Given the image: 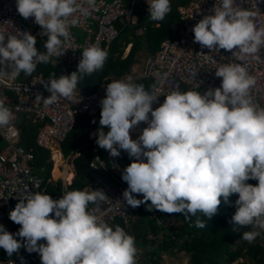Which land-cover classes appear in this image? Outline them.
Returning a JSON list of instances; mask_svg holds the SVG:
<instances>
[{
  "label": "clouds",
  "instance_id": "obj_1",
  "mask_svg": "<svg viewBox=\"0 0 264 264\" xmlns=\"http://www.w3.org/2000/svg\"><path fill=\"white\" fill-rule=\"evenodd\" d=\"M146 3L152 21H163L171 11V0ZM85 4L94 8L97 0H15L17 13L33 18L42 30L39 35L47 37L46 52L36 48V37L29 32L17 30L19 37L0 32V78L31 76L38 63L63 55L69 29L77 24L75 14L88 12ZM212 11L192 28L194 42L210 52L230 51L237 60L260 61L264 28L256 27V13L240 8L236 0H220ZM107 58L105 49L85 48L75 71L59 77L53 73L44 84L50 96L43 102L71 99L79 82L102 70ZM6 63L11 69L7 75L2 67ZM215 76L221 78L219 87L203 93L173 90L155 109L152 105L161 96L155 85L148 91L132 76L108 82L95 143L111 157L123 150L132 161L121 173L128 206L145 204L149 211L178 213L186 221L202 213L208 220L217 213L221 198L229 203L235 194V212L228 222L233 231L250 226L253 230L242 232L241 238L252 243L264 234V107L252 101L250 89L256 80L239 62L221 63ZM14 118L0 101V127ZM141 123L147 126L132 139L130 131ZM250 180L258 183L253 186ZM107 199L100 189L68 191L59 199L39 192L20 199L9 213L20 228L10 233L0 224V249L9 257L21 248L37 253L41 264H137L135 238L96 215ZM90 204L96 205L91 211ZM207 220L197 218L195 227L205 228ZM41 240L44 243H38Z\"/></svg>",
  "mask_w": 264,
  "mask_h": 264
},
{
  "label": "built area",
  "instance_id": "obj_2",
  "mask_svg": "<svg viewBox=\"0 0 264 264\" xmlns=\"http://www.w3.org/2000/svg\"><path fill=\"white\" fill-rule=\"evenodd\" d=\"M136 2L137 0H131L129 7L125 5L124 0H97L94 8H89L85 4L88 12L75 14L77 24L69 29V37L63 45L65 53L57 58L53 56L49 60L57 68V74L54 76L68 75L76 70L81 53L89 46L95 45L108 50L120 34L117 25L132 24ZM219 4L220 0H193L188 7L180 9L178 36L175 39L164 40L156 53L149 54L144 59L141 77L153 83L158 89L157 94L161 95L152 105L153 109L159 107L165 99L164 96L173 90H198L203 93L210 88L219 87L221 78L215 76V70L221 63L231 62H239L246 67L251 76L255 77L256 83L250 89V96L255 104L264 107V47L257 53L260 61L251 58L237 60L230 51L221 49L219 53H214L194 42L192 28L204 16L212 15V10ZM236 4L242 9L255 12L253 19L256 27L264 28V0H236ZM71 19L72 17L69 21ZM17 30L29 32L41 44L47 40L46 36L39 35L42 30L34 23L33 18L24 19L17 13L15 0H0V32L19 37ZM2 67L6 75L10 74L11 69L7 63ZM155 73H160L163 78H158ZM165 73L167 76H164ZM50 78L51 76L39 72L28 77L21 73L15 79L0 78V101L13 111L15 117L8 126L0 127V138L4 144L0 151V224L10 233L14 225L15 233L20 228V225L9 219L10 211L20 199L37 192L47 194L49 182V180L45 182L44 178L35 173V155L32 148H25L21 144L19 126L36 127L33 146L48 151L52 158L53 152L61 147L75 128L78 115L93 119L97 125L96 131L101 128L98 119L101 111L100 101L105 98V87L110 82L109 78L103 79L90 93H82L77 87L71 99L60 98L53 104L46 105L43 99L50 96V93L44 84ZM20 116L24 119L19 120ZM146 126L141 123L131 130V138L136 139L141 129ZM125 157L124 160L120 156L111 157L107 151V159L96 155L88 162L90 180L84 190L100 189L108 197L107 200L100 202L103 211L96 215L109 226H114L118 222L125 227L130 226L140 216L141 211L148 213L150 217L165 216L164 212L159 210H147L145 204L133 208L123 201L122 193L127 184L122 181L121 173L132 162L127 153ZM134 195L142 199V195ZM94 207L96 205L90 204L89 211ZM21 257L24 264H41L37 253L29 254L23 248L14 253L13 257L2 251L0 264H21Z\"/></svg>",
  "mask_w": 264,
  "mask_h": 264
},
{
  "label": "trees",
  "instance_id": "obj_3",
  "mask_svg": "<svg viewBox=\"0 0 264 264\" xmlns=\"http://www.w3.org/2000/svg\"><path fill=\"white\" fill-rule=\"evenodd\" d=\"M129 1L130 0H126L127 5ZM191 1L193 0H171V11L166 15L163 21H160L158 27L154 25H152L153 27L151 25H145L143 21L137 24L136 28L142 27L145 31V37H143V39L145 43L147 42V48L150 53H156L160 44L166 37L172 36V27H180V11L178 8L186 7ZM121 33L123 36L124 33H130V31L124 27ZM39 47L43 48V44ZM132 58L133 56L130 55L128 60L120 61L118 59L116 62H110L109 65H104L102 70L85 76L77 87L82 93L94 91L106 77L121 76L128 64L132 61ZM40 71L45 76H52L53 73L54 75L57 74V68L53 66L51 61L46 64L40 63ZM143 81L145 89L152 91L153 83L148 80ZM98 119H100V113ZM88 127H97V125L90 117L78 115L75 128L61 145L64 156H68L76 150L80 153L73 163L76 170V178L69 186L68 191L84 189L88 180H90L88 162L94 156L99 155L103 159H107V151L99 148L95 141H90L89 146L85 147V144L88 142L87 135H85V133L89 131ZM103 129L108 131L107 126H104ZM20 130L22 136L21 144L25 148H32L35 155V173L44 170L45 176L42 178H44L46 182L50 177L52 162L50 161V154L48 151H37L33 146V139L37 132V128L31 125H22ZM125 153V151L121 150L120 157L126 159ZM247 183L255 186L258 182L250 180L247 181ZM61 190V183L47 184V193L53 199L59 198V195L62 193ZM237 198V195H232L229 198V203H225L221 198V204L218 206L217 213L208 220L202 213H197V216L192 217L190 221L184 220L183 215L178 213H164L165 216L158 217L148 216L144 220L142 218L141 222L143 223L142 226H144L145 231L139 233L138 236H134L132 231H130V227H125L122 223L116 222L114 226L119 225L122 227L128 234L135 238V242L137 239H140L137 240L140 243L136 244V248L138 246L142 247L139 251L142 258L139 260L143 264H162L161 256L163 254L178 258V255L181 253H184V257L189 256V264H228L237 259H243L245 263L248 262L249 264H264V234L262 233L254 242L249 243L241 238L242 232L251 231L253 229L248 226L240 228L239 231H233L232 225L228 222L235 212V207L233 205ZM197 218L205 221L207 220L205 228L195 227ZM177 222L179 226L174 227ZM15 227L16 225L12 227L11 233H15ZM159 233H162V240L160 242L156 240L158 239ZM148 235L152 240L149 244L154 246L151 251L147 248L149 247L147 242Z\"/></svg>",
  "mask_w": 264,
  "mask_h": 264
},
{
  "label": "crops",
  "instance_id": "obj_4",
  "mask_svg": "<svg viewBox=\"0 0 264 264\" xmlns=\"http://www.w3.org/2000/svg\"><path fill=\"white\" fill-rule=\"evenodd\" d=\"M124 3L126 6L129 7L131 1L128 2L129 3L128 5L126 3V0H124ZM190 3H188V5ZM188 5L186 7H188ZM186 7H180L178 9L180 11V9H184ZM133 18H135V22H133ZM133 18H132V24H130L129 26L117 25L118 29L120 30V36L117 38L115 43L111 45L107 50L108 58L105 62V66L106 64L109 65L110 62H116L118 59L120 61H124V60H128L130 55L133 56L132 61L128 64L126 70L123 72L121 76L106 77L110 79V82L113 80L123 79L127 76H132L136 83H139V84L144 83L141 77V69H142L143 61L147 55L152 54V53L149 52V49L147 48V44H146L147 42L145 43L143 39V37H145V31L143 30L142 27H139V28H136V27H137V24L140 23L141 21H144L145 25H151V26L154 25L158 27L160 21H152L150 19L149 12H148V4L146 3V0H140L139 2L137 0V3L135 4L134 10H133ZM124 27H126V29L130 31V33H126V34L124 33L125 35L123 34L122 36L121 32L123 31ZM179 29L180 27H172L171 29L172 36L166 37V39H175L179 34ZM131 31H132V34H131ZM40 45L41 43L37 42L35 46L38 50H40L41 52H44V48L42 47L40 48L39 47ZM37 72L42 73L40 71V63L37 64V67L32 74L37 73ZM23 75L25 77H28L24 73ZM88 130L89 131L85 133L88 139V142L85 144V147L89 146L90 141H95L94 134L96 133V127H88ZM103 131L107 133L106 130L103 129ZM56 153L57 155L60 156V165L56 164V161L54 158L55 157L54 155ZM78 154L79 152L78 150H76L73 153L69 154L68 156H64L62 153V149L60 147L58 148L57 151L53 152V158L50 155V161L52 162V167L50 171V177L47 180H49L48 183L50 184L61 183L62 193L60 194L59 198H61L62 194L68 191L69 184H71L72 180L76 178V170H75L73 163H74V160L79 156ZM65 158H67V161H65ZM122 159L124 160V158ZM64 161H65V164H64ZM141 220L140 221L137 220V221L143 224ZM13 256H14V253L11 257ZM174 259L181 260V259H184V256L183 258L178 257Z\"/></svg>",
  "mask_w": 264,
  "mask_h": 264
},
{
  "label": "rangeland",
  "instance_id": "obj_5",
  "mask_svg": "<svg viewBox=\"0 0 264 264\" xmlns=\"http://www.w3.org/2000/svg\"><path fill=\"white\" fill-rule=\"evenodd\" d=\"M131 1V0H130ZM140 0H138V2H139ZM137 3V2H136ZM135 3V4H136ZM144 22V21H143ZM145 23V22H144ZM24 118L23 117H19V120H23ZM27 121V120H26ZM21 128V126H19V129ZM3 147H4V144H3V142H0V151L3 149ZM65 161H67V158H65ZM65 161H64V164H65ZM36 174L38 175V176H40V177H44L45 176V171L43 170V171H37L36 172ZM149 215H148V213H146V212H144V211H141L140 212V216L137 218V220L138 221H140L142 218H143V220L146 218V217H148ZM138 221H135L131 226H130V231H132V233H133V235L134 236H138V234L139 233H141V232H144L145 231V228H144V226H142V224L140 223V222H138ZM167 224V223H166ZM179 226V223L177 222V224H176V226H174V227H178ZM243 228V227H242ZM245 229V228H244ZM169 233V232H168ZM150 235V234H149ZM149 235H148V237H147V242H148V244H149V242L150 241H152L151 240V237H149ZM158 239H156L158 242H160L161 240H162V233H159V235H158V237H157ZM137 240H140V239H137ZM136 240V242H135V244H137V243H140L139 241H137ZM147 244V245H148ZM137 246V245H136ZM149 247H147L148 248V250L149 251H151L153 248L152 247H154L153 245H148ZM142 247H137V255H136V261H137V264H143V263H141L140 262V260L139 259H141L142 258V256L139 254V251H140V249H141ZM2 251H4L3 249H0V253L2 252ZM179 257H182L183 258V256H184V253H181V254H179L178 255ZM161 259H162V264H189V258L186 256V257H184V259H181V260H175L174 259V257H171L170 255H168V254H163L162 256H161ZM242 263H245V260H243V259H237V260H235L234 262H231V263H228V264H242ZM245 264H249L248 262H246Z\"/></svg>",
  "mask_w": 264,
  "mask_h": 264
},
{
  "label": "bare ground",
  "instance_id": "obj_6",
  "mask_svg": "<svg viewBox=\"0 0 264 264\" xmlns=\"http://www.w3.org/2000/svg\"><path fill=\"white\" fill-rule=\"evenodd\" d=\"M54 156H55L54 158H55L56 164L60 165V156L57 155V153Z\"/></svg>",
  "mask_w": 264,
  "mask_h": 264
},
{
  "label": "water",
  "instance_id": "obj_7",
  "mask_svg": "<svg viewBox=\"0 0 264 264\" xmlns=\"http://www.w3.org/2000/svg\"><path fill=\"white\" fill-rule=\"evenodd\" d=\"M0 142H1V138H0ZM36 150H37V151H40V149H39V148H36Z\"/></svg>",
  "mask_w": 264,
  "mask_h": 264
}]
</instances>
